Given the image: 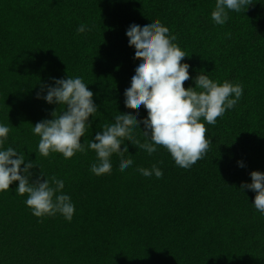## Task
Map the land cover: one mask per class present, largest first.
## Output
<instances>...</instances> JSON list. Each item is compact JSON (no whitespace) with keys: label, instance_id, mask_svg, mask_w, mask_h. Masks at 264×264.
<instances>
[{"label":"trees","instance_id":"16d2710c","mask_svg":"<svg viewBox=\"0 0 264 264\" xmlns=\"http://www.w3.org/2000/svg\"><path fill=\"white\" fill-rule=\"evenodd\" d=\"M214 6L215 0H0V123L9 125L0 146L32 160L30 180L40 170L62 178L59 191L74 205L70 220L59 212L36 216L24 203L27 193L14 190L18 181L10 182L0 190V264H264V214L251 204L254 190L240 187L251 170L264 171V0L227 9L223 24L213 22ZM153 17L186 54L185 87L205 71L217 82H239L241 96L215 124L204 122L210 142L189 167L176 164L163 145L148 154L122 137L126 150L113 152L111 169L95 174L88 139L116 111L146 116L143 104L137 110L124 103L138 59L125 29ZM80 23L83 32L76 31ZM67 75H79L97 105L80 137L86 150L45 156L36 150L32 124L62 105L36 92L53 83L50 77ZM138 127L143 131L142 121L133 135L144 140ZM120 155L133 163L119 168ZM153 163L160 177L137 171Z\"/></svg>","mask_w":264,"mask_h":264},{"label":"clouds","instance_id":"9594fccd","mask_svg":"<svg viewBox=\"0 0 264 264\" xmlns=\"http://www.w3.org/2000/svg\"><path fill=\"white\" fill-rule=\"evenodd\" d=\"M250 0H215L210 12L214 23L223 24L228 17L227 9L239 11ZM245 10V9H244ZM86 25L80 23L77 32L85 31ZM127 43L134 48L133 55L138 57L130 75L129 83L123 89L124 103L128 106L141 104L147 109L146 116L137 119V112L116 111L112 121L102 124L92 139H88L87 148L95 151L96 159L89 168L95 174L111 169L110 155L126 150L122 137L144 149L148 154L163 145L171 154L174 162L182 167H189L207 149L210 139L205 136V121L216 123V117L225 109H230L240 98L242 85L229 80L217 82L207 72L199 71L185 87L182 82L189 78V64L181 58L186 54L175 42V35L169 34V28L158 18L147 22H130L125 29ZM226 35H229L226 33ZM53 83H42L36 96L49 103L62 105L59 113L52 110V118H42L32 124L31 131L38 134L36 150L42 155L50 151L59 152L64 157L75 151H85L80 137L90 121L89 114L96 111L97 105L93 92L86 87L79 75L50 77ZM203 117V120L200 118ZM143 122L140 140L133 135V127ZM9 125L0 123V145L4 144ZM23 162V167L21 164ZM133 163L131 156H119L118 167L123 169ZM238 165L243 161L237 160ZM32 160H25L24 153L11 145L0 146V190L15 185L17 193H27L24 203L36 216L61 213L70 220L74 205L66 192L59 191L64 186L62 178L54 174L50 177L40 170L35 179L30 180L29 171ZM137 171L145 176L160 177L162 170L153 163L150 167L137 165ZM250 181H242L241 189L254 190L251 204L264 214V171L251 170ZM44 178L41 179L40 177Z\"/></svg>","mask_w":264,"mask_h":264}]
</instances>
